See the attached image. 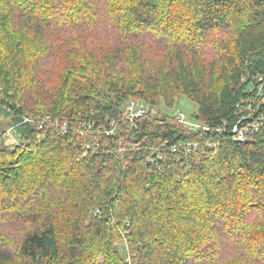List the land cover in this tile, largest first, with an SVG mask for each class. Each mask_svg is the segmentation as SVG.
<instances>
[{"label":"trees","instance_id":"obj_1","mask_svg":"<svg viewBox=\"0 0 264 264\" xmlns=\"http://www.w3.org/2000/svg\"><path fill=\"white\" fill-rule=\"evenodd\" d=\"M259 77L264 0H0V264H264Z\"/></svg>","mask_w":264,"mask_h":264},{"label":"built area","instance_id":"obj_2","mask_svg":"<svg viewBox=\"0 0 264 264\" xmlns=\"http://www.w3.org/2000/svg\"><path fill=\"white\" fill-rule=\"evenodd\" d=\"M253 84L254 85L249 89L251 95L248 96L245 101L237 105L239 120L233 125L231 135L232 138L238 142H243L247 137L255 135L262 130L264 131V78H257ZM146 113L147 109L136 104L134 101L129 102L123 109L124 118L130 125L134 123L135 119ZM177 115L184 121L181 114ZM28 121V118H24L21 123ZM56 124L57 122H55V125ZM60 128L63 132L66 128V124L63 123ZM13 135V130L8 129L6 137L14 141ZM192 149H195V145H187L186 152L189 153Z\"/></svg>","mask_w":264,"mask_h":264},{"label":"rangeland","instance_id":"obj_3","mask_svg":"<svg viewBox=\"0 0 264 264\" xmlns=\"http://www.w3.org/2000/svg\"><path fill=\"white\" fill-rule=\"evenodd\" d=\"M159 111L162 113V114H168V115H177V114H181L184 118V120L186 121L187 123V126L189 125H193L194 127H196V123H194L192 120H191V117L192 115H194V113L196 112L197 110V106L196 104L188 101L185 97L181 96L179 97L175 102L174 104L172 105L171 108H166L165 106H163V104H161L159 106ZM192 126V127H193ZM7 129H8V120L6 118H4L3 116L0 115V133L2 131H5L7 132ZM7 140V142H10L12 141V139H8V138H5ZM127 234L126 233H120L119 234V239H117V242L119 241V246L116 247V250H117V253L118 255L121 257V258H125V260H128L129 258V253H128V245H129V240H127L125 238V235ZM206 235H208V232L206 231L205 232ZM210 236V235H209ZM96 242V241H95ZM228 243H226L227 245ZM97 245V243L95 244ZM229 247L228 246H224V250L226 251V249H228ZM224 251V253H225ZM230 256V255H229ZM239 258L243 257V253L241 252L239 254ZM236 257V256H235ZM245 258V257H244ZM244 258H242L240 264H245L244 263ZM99 260H101V257L99 258ZM239 264V262H238Z\"/></svg>","mask_w":264,"mask_h":264}]
</instances>
